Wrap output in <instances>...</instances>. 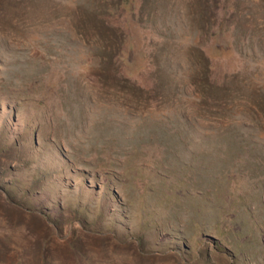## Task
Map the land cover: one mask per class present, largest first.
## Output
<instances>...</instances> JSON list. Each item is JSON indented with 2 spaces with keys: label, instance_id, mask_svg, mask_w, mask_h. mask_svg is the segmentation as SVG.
I'll return each mask as SVG.
<instances>
[{
  "label": "rangeland",
  "instance_id": "1",
  "mask_svg": "<svg viewBox=\"0 0 264 264\" xmlns=\"http://www.w3.org/2000/svg\"><path fill=\"white\" fill-rule=\"evenodd\" d=\"M0 264H264V0H0Z\"/></svg>",
  "mask_w": 264,
  "mask_h": 264
},
{
  "label": "trees",
  "instance_id": "2",
  "mask_svg": "<svg viewBox=\"0 0 264 264\" xmlns=\"http://www.w3.org/2000/svg\"><path fill=\"white\" fill-rule=\"evenodd\" d=\"M124 1H125V0H120V2H122V3H123ZM225 45H226V44H225ZM227 45H228V44H227Z\"/></svg>",
  "mask_w": 264,
  "mask_h": 264
}]
</instances>
